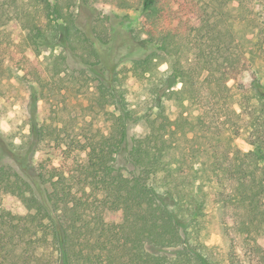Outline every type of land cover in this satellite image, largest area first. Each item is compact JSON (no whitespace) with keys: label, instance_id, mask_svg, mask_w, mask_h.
Listing matches in <instances>:
<instances>
[{"label":"trees","instance_id":"trees-1","mask_svg":"<svg viewBox=\"0 0 264 264\" xmlns=\"http://www.w3.org/2000/svg\"><path fill=\"white\" fill-rule=\"evenodd\" d=\"M97 6L140 12L142 22L120 38L113 23L108 33L96 31L94 22L105 27L112 19L97 17ZM204 6L202 0H0V67L9 61L21 70L33 123L37 101L53 90L41 56L57 45L62 30L67 51L104 77L98 78L99 101L110 121L108 134L91 129L76 148L56 134L49 140L60 161L44 167L33 158L38 145L53 137L50 125H39L24 150L15 149L0 130V264H220L201 236L209 205L218 203L234 211L225 232L227 238L234 233L233 246L224 264H264V77L257 68L246 72L243 53L233 62L217 58L221 29ZM84 8L90 16L82 19ZM256 18L249 26L255 35L253 65L264 59ZM183 25L190 29L187 37ZM106 35L112 47L122 39L131 63L114 76L105 73L99 49ZM180 39L197 45L193 60L180 56ZM158 53L168 58L165 71L157 67ZM130 78L150 83L154 117L136 118L129 109ZM232 81L241 93L245 137L253 149L215 152L201 169L174 166L167 156L177 137L205 121L197 116L193 123L185 112L172 118L165 102L182 107L198 102L203 84L225 99ZM140 121L146 130L137 137L133 130ZM74 151L86 152L87 161L79 162ZM199 179L203 182L196 184ZM7 195L22 203L24 214L5 206Z\"/></svg>","mask_w":264,"mask_h":264},{"label":"rangeland","instance_id":"rangeland-1","mask_svg":"<svg viewBox=\"0 0 264 264\" xmlns=\"http://www.w3.org/2000/svg\"><path fill=\"white\" fill-rule=\"evenodd\" d=\"M184 1V0H183ZM205 2V9L211 16L212 23H219L221 35L217 44L220 43L222 52L217 53V58L222 61L228 58L229 62L235 61L243 53V62H247V73L254 68L260 70L264 77V59L257 65L252 61L250 50L255 42L252 39L255 35L250 31V18L257 16L256 23L260 26L264 38V0H202ZM91 5H94L91 3ZM17 3H11V8H15ZM97 17L111 15L112 19L105 20L104 24L95 23L96 31L106 33L113 23L116 36L125 35L131 29L139 28L142 19L140 12L112 10L110 7L97 6ZM134 9L136 7L134 6ZM197 11V8L195 9ZM129 15L130 19H125ZM90 16L89 9H83L82 19ZM96 20V19H95ZM129 20H131L129 22ZM199 21L196 23L198 24ZM219 29V30H220ZM252 30V29H251ZM183 37L190 34V29L182 26ZM187 35V36H186ZM107 35L99 49L103 52L104 60L107 62L105 73L113 74L124 68L128 69L130 61L125 58L127 49L121 44L112 47L107 40ZM205 40V39H204ZM184 44L181 48L180 56L193 60L199 50L196 44H188L184 39H180ZM216 44H214L215 49ZM83 48V45H79ZM207 47V45H206ZM81 56V54H77ZM42 64L48 77L52 82V91L47 93L45 100L37 101L36 121L31 120L30 115V93L22 81V72L12 62L6 61L0 67V130L7 142L15 149L24 150L29 142L34 140L39 125L44 122L50 125L49 133L52 138L40 143L36 149L33 161L36 166L57 165L60 161L59 153L54 150V143L49 139L60 134L65 144L75 147L77 140H82L83 136L91 129L100 130L104 134L110 132V121L105 114V108L99 101V81L103 79L97 68L87 67L79 57H74L66 49V34L62 30L61 38L53 48L45 50L41 56ZM184 60V59H182ZM96 58H91L90 62H96ZM81 62L83 65H81ZM88 64V63H87ZM157 67L161 71L167 70L168 58L162 54H157ZM198 65V64H197ZM89 66V65H88ZM197 70L199 69L196 68ZM128 73V72H127ZM230 84H234L232 81ZM180 85L176 86L178 89ZM127 103L129 109L136 118L154 117L157 109L151 103L150 83L146 80L139 81L130 78L126 84ZM201 94L198 102H185V107L175 104L173 101L165 102L168 114L175 118L185 112L193 123H197V116H203L205 124L201 127L196 125L186 135L177 137L174 149L167 156V160L176 167L184 168L186 171L207 167V163L215 152L223 153L230 149H239L242 152H249L253 148L245 137L246 114L240 109V91L238 84L233 85V90L227 94V98L219 99L214 97L207 84L201 85ZM219 94V93H218ZM220 97V96H219ZM223 97V96H222ZM224 98V97H223ZM47 102V103H46ZM113 111L114 108H109ZM145 125L140 121L134 134L142 136L145 133ZM76 148V147H75ZM4 154V153H3ZM79 162L87 161V154L83 151L73 153ZM122 160H120V163ZM125 163L122 164V166ZM192 180V176L187 177V184ZM203 182L201 179L196 184ZM205 182V188L211 189L212 184ZM5 206L15 213L24 214L25 208L22 203L7 195ZM233 210H229L223 203L209 205L207 209V219L205 230L202 233L203 241L211 247L214 260L224 264V258L233 246L234 233L230 232L229 237L225 235L228 226L233 223ZM122 219L121 213L115 215V220ZM235 242V240H234Z\"/></svg>","mask_w":264,"mask_h":264}]
</instances>
